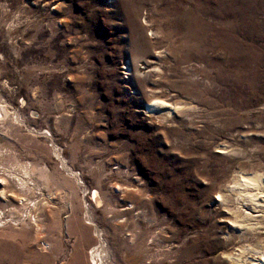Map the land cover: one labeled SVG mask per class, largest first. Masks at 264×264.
<instances>
[{
    "label": "rangeland",
    "instance_id": "obj_1",
    "mask_svg": "<svg viewBox=\"0 0 264 264\" xmlns=\"http://www.w3.org/2000/svg\"><path fill=\"white\" fill-rule=\"evenodd\" d=\"M0 107V264H230L227 209L264 212L229 192L264 177V0H0Z\"/></svg>",
    "mask_w": 264,
    "mask_h": 264
},
{
    "label": "bare ground",
    "instance_id": "obj_2",
    "mask_svg": "<svg viewBox=\"0 0 264 264\" xmlns=\"http://www.w3.org/2000/svg\"><path fill=\"white\" fill-rule=\"evenodd\" d=\"M176 109L174 106L166 105L163 102H152L147 105L145 110L150 114H170L172 110ZM2 107H0V123L3 120ZM32 170L27 166H21V173L29 175ZM70 175H73L70 173ZM18 189L25 186L19 178L17 179ZM229 192L235 196L234 200L237 205L243 206L246 203L252 204V209L256 208L258 204L257 196H264V177L260 174L243 175L239 174L233 177ZM90 198L96 205L99 204V197L96 191L89 193ZM225 202L224 195H218V199ZM234 201V202H235ZM250 204V205H251ZM237 208V207H236ZM239 209L233 210L228 208V221L230 227L234 230L236 249L227 256L230 264H264V212H250ZM98 252V248L91 250L88 264H103V256ZM98 259V260H96ZM96 260V261H95ZM105 264V262H104Z\"/></svg>",
    "mask_w": 264,
    "mask_h": 264
}]
</instances>
